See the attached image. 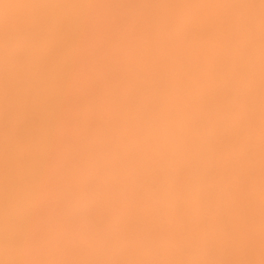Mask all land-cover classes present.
<instances>
[{
    "label": "bare ground",
    "instance_id": "bare-ground-1",
    "mask_svg": "<svg viewBox=\"0 0 264 264\" xmlns=\"http://www.w3.org/2000/svg\"><path fill=\"white\" fill-rule=\"evenodd\" d=\"M0 264H264V0H0Z\"/></svg>",
    "mask_w": 264,
    "mask_h": 264
}]
</instances>
